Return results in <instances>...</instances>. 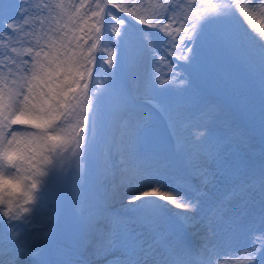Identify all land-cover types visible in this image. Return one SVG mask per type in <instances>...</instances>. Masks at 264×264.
<instances>
[{
	"label": "snow or ice",
	"instance_id": "obj_1",
	"mask_svg": "<svg viewBox=\"0 0 264 264\" xmlns=\"http://www.w3.org/2000/svg\"><path fill=\"white\" fill-rule=\"evenodd\" d=\"M201 7L193 0H0V264H88L89 246L107 264H232L226 257L241 255L264 264V229L234 212L230 198L214 202L205 216L189 215L200 211L204 190L225 169L234 134L213 132L215 108L202 110L189 131L183 109L158 99L175 91L161 83L177 77L173 49L192 53L176 56L192 67V45L210 25L227 28L242 16L255 29L249 15H264V0H215L206 14ZM141 9L151 11L145 16ZM237 38L262 41L264 59V37L245 31ZM121 56L132 62L135 90L115 89L116 73L108 69L118 68ZM105 78L101 91L97 81ZM114 94L132 132L118 165L111 148L107 156L100 148L102 113ZM146 106L176 141L172 156L138 151V143L159 135ZM117 170L111 192L89 190L90 175L115 177ZM165 175L174 182L155 178ZM256 185L264 193V168L234 192L245 200ZM115 199L128 201L124 211L112 209ZM201 221L208 231L192 247L181 232ZM237 236L247 246L225 251Z\"/></svg>",
	"mask_w": 264,
	"mask_h": 264
},
{
	"label": "rangeland",
	"instance_id": "obj_2",
	"mask_svg": "<svg viewBox=\"0 0 264 264\" xmlns=\"http://www.w3.org/2000/svg\"><path fill=\"white\" fill-rule=\"evenodd\" d=\"M71 2L72 0H65V3ZM123 2L128 3L130 0H123ZM152 2L154 3L155 0ZM193 2L202 6L200 14H206L211 13L215 0H193ZM141 11L147 16L151 9H141ZM193 11L196 10L193 9ZM113 12L117 16L124 15L115 9ZM249 17L255 20L254 24L262 25L261 37H264V15L257 11L251 13ZM245 31L240 26L239 19L227 28L217 24L210 25L205 35L192 45L198 53L195 65L189 67L187 60L176 59V56H190L192 53L187 51L181 53L178 49H173L175 55L170 52L169 59L174 61L177 77L161 81L162 84H171L175 91L158 99L183 109L184 115L191 118L189 131H194L198 127V117L202 110L215 108L220 113V119L210 125L213 132L218 136L234 134L226 154L225 169L218 171L212 183L204 190L205 196L202 199L200 211L189 213L197 218L210 212L214 202L225 198L231 199L233 211L237 214L244 213V219L247 221L259 219L264 213V195L259 192L260 188H251L245 200L234 192L237 184L249 182L251 178H259L261 169L264 168V59L261 58L259 46L262 41L253 43L238 39L237 37ZM104 67L108 68L107 64ZM108 71L116 73L115 89H123L127 86L135 90L137 87L133 80L132 62L124 59L123 56H121L120 66L115 69L109 68ZM94 75L101 77L103 73H94ZM97 82L103 91L107 83L106 78L98 79ZM143 111L151 113L159 129V135L156 139L138 143L136 146L138 151L149 156L154 154L160 157L172 156L178 151V145L168 135L165 120L150 107L146 106ZM122 112L123 106L114 94L106 104L101 118V132L105 141L115 138L119 140V144L110 154L111 161L116 162H120L132 135L131 129L125 127L127 120L121 114ZM122 134L125 135L123 138L120 137ZM105 146L106 142L101 144L100 148L107 156L109 150L104 149ZM179 174L183 175L184 172L181 171ZM94 175L89 176V190L92 188ZM155 178L172 183L175 176L165 175ZM193 183L199 184V181H193ZM117 200L116 203L121 205L128 204L126 199L123 202ZM72 204L73 194L69 192L65 198L66 219L72 211ZM172 212L176 213V211ZM170 222L179 229L175 218H171ZM255 227L259 231L264 229V224L259 222ZM191 228L203 229L202 236L192 237ZM0 230H3L2 225ZM207 231L204 222L201 221L195 227L183 229L181 235L186 243L189 245L195 243L192 247H198ZM245 238L235 237L226 246L225 251L247 246L248 241ZM85 256L88 264H107L106 260L95 256L89 249L86 250ZM228 259L232 260V264H248L249 262L246 255L238 258L226 257V260Z\"/></svg>",
	"mask_w": 264,
	"mask_h": 264
},
{
	"label": "bare ground",
	"instance_id": "obj_3",
	"mask_svg": "<svg viewBox=\"0 0 264 264\" xmlns=\"http://www.w3.org/2000/svg\"><path fill=\"white\" fill-rule=\"evenodd\" d=\"M243 2H246V0H241ZM250 20H252V23L254 24V19L250 18ZM240 20V26L242 27L243 30H246L249 34H252V36H257V37H261L262 35V25L260 23H256V28L254 29L251 25L248 24L247 21L243 20V17L241 16L239 18ZM122 115H124V111L121 113ZM125 135L122 134L120 135L121 138H123ZM106 142V146L104 147V149H108L111 148V151H113L115 149V146L117 147V144H119V140L118 138L112 139L110 141H105ZM113 164H119V162H116L115 160L112 161ZM120 180V176H119V171L117 170V173L115 175V177H113L112 175H108L106 178L102 175L99 174V171L94 175L93 177V183H92V188H91V192L97 193L102 195L105 191L111 192L112 190V185L113 183H119ZM117 200V199H115ZM115 200L110 201V204L113 205L111 206L112 209L114 211H124L123 205H121L120 203H116ZM123 202V201H122ZM163 201H161L162 203ZM171 207V205L169 206ZM172 211H176V212H180V209H175L172 208ZM192 237L194 236H202V231L203 229L200 228H191L190 229ZM195 244V243H194ZM193 244V245H194ZM87 249L90 250L91 253H93V249L91 246H89Z\"/></svg>",
	"mask_w": 264,
	"mask_h": 264
}]
</instances>
